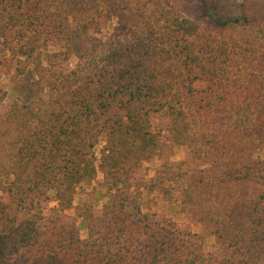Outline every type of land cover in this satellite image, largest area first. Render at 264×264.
I'll return each mask as SVG.
<instances>
[{
  "label": "trees",
  "instance_id": "obj_1",
  "mask_svg": "<svg viewBox=\"0 0 264 264\" xmlns=\"http://www.w3.org/2000/svg\"><path fill=\"white\" fill-rule=\"evenodd\" d=\"M184 9L178 0H0L1 46L33 75L28 95L0 111V264H264V18ZM6 94L0 84V106ZM154 116L189 156L163 161L153 183L187 180L220 256L142 208ZM96 170L107 201L65 214ZM240 183L254 185L253 199L221 207Z\"/></svg>",
  "mask_w": 264,
  "mask_h": 264
},
{
  "label": "rangeland",
  "instance_id": "obj_2",
  "mask_svg": "<svg viewBox=\"0 0 264 264\" xmlns=\"http://www.w3.org/2000/svg\"><path fill=\"white\" fill-rule=\"evenodd\" d=\"M183 1L185 9L183 14L190 17L197 16L198 19L207 17L208 12H213L221 18L230 16L246 15L253 18H264V1L263 0H178ZM115 21L112 20L107 24L102 25L97 36L101 39H107L112 34V28ZM0 55L2 64L0 65V84L6 90V97L0 106V111H4L13 100L18 97H26L29 93V87L33 81V75L27 71L20 74L15 69V61L10 59L7 53L4 52L0 41ZM65 67H72L74 59L71 58ZM167 120L165 117L154 116L152 118V130L158 136L157 147L152 159L142 164V174L144 182L148 188L142 200V208L144 211H150L157 215L158 218L163 217L172 219L184 228L192 232L198 233L203 237L204 248L208 254L220 256L221 249L215 244L214 237L209 231L202 227L198 214L192 206V197L189 194V188L186 186L185 178L179 175V178L173 180L176 176L173 174L170 181H164L159 184H154L153 179L156 177V169L163 161L180 162L189 156L188 149L181 145L178 140L168 131ZM264 135V132H263ZM103 144L96 148V155H99V150ZM261 149V148H260ZM264 148L256 153L263 156ZM96 167V166H95ZM97 168V167H96ZM184 171V167L174 169V173ZM180 172V173H181ZM254 185L250 183H240L228 188L225 196H222L221 207L228 205V201L232 197L244 198L248 201L253 199ZM108 192L103 185V177L101 172L96 170L92 180H87L77 187L73 196V202L69 209L64 213L69 216H77V213L82 207V202L86 201L93 205V210L98 211L102 204L107 201ZM103 199V200H101ZM102 201H104L102 203ZM57 201L51 200L47 203V208L50 211H55ZM220 207V206H219ZM79 219V218H78ZM80 227V237H85L86 232L82 220L78 221Z\"/></svg>",
  "mask_w": 264,
  "mask_h": 264
},
{
  "label": "crops",
  "instance_id": "obj_3",
  "mask_svg": "<svg viewBox=\"0 0 264 264\" xmlns=\"http://www.w3.org/2000/svg\"><path fill=\"white\" fill-rule=\"evenodd\" d=\"M101 200H103V199H101ZM104 201H102V203H103Z\"/></svg>",
  "mask_w": 264,
  "mask_h": 264
}]
</instances>
